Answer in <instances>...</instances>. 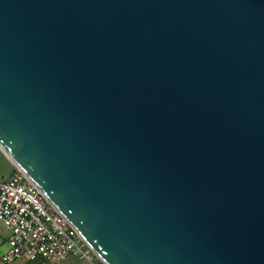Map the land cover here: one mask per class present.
I'll return each mask as SVG.
<instances>
[{"label":"water","instance_id":"1","mask_svg":"<svg viewBox=\"0 0 264 264\" xmlns=\"http://www.w3.org/2000/svg\"><path fill=\"white\" fill-rule=\"evenodd\" d=\"M0 150L105 264H264V0H0Z\"/></svg>","mask_w":264,"mask_h":264},{"label":"built area","instance_id":"2","mask_svg":"<svg viewBox=\"0 0 264 264\" xmlns=\"http://www.w3.org/2000/svg\"><path fill=\"white\" fill-rule=\"evenodd\" d=\"M0 224L10 234L2 264H59L69 257L105 264L16 167L9 178L0 179Z\"/></svg>","mask_w":264,"mask_h":264},{"label":"rangeland","instance_id":"3","mask_svg":"<svg viewBox=\"0 0 264 264\" xmlns=\"http://www.w3.org/2000/svg\"><path fill=\"white\" fill-rule=\"evenodd\" d=\"M15 166L8 160V158L3 154V152L0 150V179L9 177ZM15 171V170H14ZM8 232L2 225H0V259L1 255L4 251V245L6 243V239L8 237ZM0 264L1 261H0ZM15 264H33L32 262H24V261H18ZM59 264H88L85 261H79L75 258H67L65 261L59 263Z\"/></svg>","mask_w":264,"mask_h":264},{"label":"crops","instance_id":"4","mask_svg":"<svg viewBox=\"0 0 264 264\" xmlns=\"http://www.w3.org/2000/svg\"><path fill=\"white\" fill-rule=\"evenodd\" d=\"M14 170H15V168H14ZM14 170H13L12 174L14 173ZM12 174H11V175H12ZM11 175H10V176H11ZM10 176H9V177H10ZM9 177L1 178V179H7V178H9ZM0 225H1V224H0ZM2 226H3V225H2ZM3 227H4V226H3ZM4 229H6V228L4 227ZM6 231L8 232L7 229H6ZM8 233H9V232H8ZM9 235H10V234H8V237H7V239H6V243H5V245H4V251H3V253H4V252L6 251V249H7V242H8ZM3 253H2V254H3ZM1 256H2V255H1Z\"/></svg>","mask_w":264,"mask_h":264},{"label":"trees","instance_id":"5","mask_svg":"<svg viewBox=\"0 0 264 264\" xmlns=\"http://www.w3.org/2000/svg\"><path fill=\"white\" fill-rule=\"evenodd\" d=\"M33 263V262H32ZM33 264H37L36 262H34Z\"/></svg>","mask_w":264,"mask_h":264}]
</instances>
